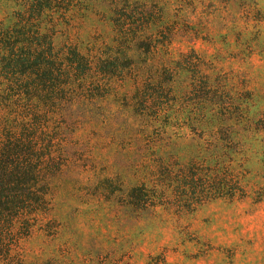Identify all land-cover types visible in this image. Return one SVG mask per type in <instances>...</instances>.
Instances as JSON below:
<instances>
[{"label":"rangeland","instance_id":"374dc122","mask_svg":"<svg viewBox=\"0 0 264 264\" xmlns=\"http://www.w3.org/2000/svg\"><path fill=\"white\" fill-rule=\"evenodd\" d=\"M23 4L0 0V29ZM36 22L56 49L132 65L50 122L68 151L52 210L0 264H264V0H52ZM160 163L238 191L131 208Z\"/></svg>","mask_w":264,"mask_h":264},{"label":"trees","instance_id":"16d2710c","mask_svg":"<svg viewBox=\"0 0 264 264\" xmlns=\"http://www.w3.org/2000/svg\"><path fill=\"white\" fill-rule=\"evenodd\" d=\"M51 2L24 0L25 12L0 29V258L16 253L21 235L52 210L51 181L65 168L59 157L68 151L50 122L71 119L68 108L76 96L99 94L107 87L102 81L132 65L130 60L119 63L122 53L94 61L73 46L56 49L52 34L36 22ZM163 168L133 186L131 208L146 211L161 204L166 187H180L168 197L187 211L211 197L233 198L238 191L219 173L186 169L176 175L169 166Z\"/></svg>","mask_w":264,"mask_h":264}]
</instances>
